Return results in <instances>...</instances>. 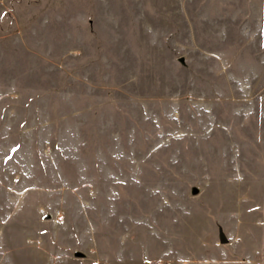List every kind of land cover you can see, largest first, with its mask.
<instances>
[{"label":"rangeland","instance_id":"374dc122","mask_svg":"<svg viewBox=\"0 0 264 264\" xmlns=\"http://www.w3.org/2000/svg\"><path fill=\"white\" fill-rule=\"evenodd\" d=\"M0 264H264V0H0Z\"/></svg>","mask_w":264,"mask_h":264},{"label":"water","instance_id":"95a60500","mask_svg":"<svg viewBox=\"0 0 264 264\" xmlns=\"http://www.w3.org/2000/svg\"><path fill=\"white\" fill-rule=\"evenodd\" d=\"M221 241L222 242H226L227 241L226 237H222ZM77 255L80 256V255H82V253L81 252H77Z\"/></svg>","mask_w":264,"mask_h":264}]
</instances>
